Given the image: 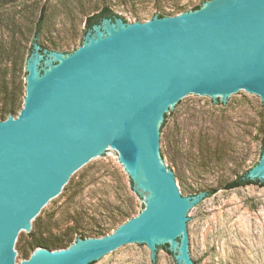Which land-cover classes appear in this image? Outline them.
<instances>
[{
  "label": "water",
  "instance_id": "water-1",
  "mask_svg": "<svg viewBox=\"0 0 264 264\" xmlns=\"http://www.w3.org/2000/svg\"><path fill=\"white\" fill-rule=\"evenodd\" d=\"M25 68L24 105L0 121V264H18L21 232L109 149L143 203L139 215L101 238L39 247L20 264H103L141 246L155 259L160 245L176 264H194L192 210L210 194L182 196L161 157L160 129L190 94L224 105L241 91L264 103V0H210L144 23L103 17L73 53L42 49L35 37ZM247 180L264 182V149Z\"/></svg>",
  "mask_w": 264,
  "mask_h": 264
},
{
  "label": "rangeland",
  "instance_id": "rangeland-1",
  "mask_svg": "<svg viewBox=\"0 0 264 264\" xmlns=\"http://www.w3.org/2000/svg\"><path fill=\"white\" fill-rule=\"evenodd\" d=\"M207 1L0 0V41L5 44L21 40L23 68L17 83H22L26 91V61L42 13L38 44L42 49L69 54L83 45L88 19L107 7L132 24L150 21L157 14L177 16L175 7L190 9ZM8 68L6 80L11 89V62ZM2 99L0 95V109L5 104ZM263 147L264 103L256 95L240 91L228 97L224 105H214L209 96L190 94L168 112L165 126L160 129V153L175 175L182 196L216 191L192 210L194 235L189 238V246L194 264H264V188L226 189L260 162ZM105 154L77 171L66 189L33 221L31 231L21 232L15 245L18 264L29 260L37 249L35 239L54 241L66 235L101 238L124 223L123 213L130 203L135 207L133 217L139 215L143 203L130 190L115 151L109 149ZM68 212L73 217L60 222ZM103 264L176 261L160 245L155 259L148 246H141L124 248Z\"/></svg>",
  "mask_w": 264,
  "mask_h": 264
},
{
  "label": "trees",
  "instance_id": "trees-1",
  "mask_svg": "<svg viewBox=\"0 0 264 264\" xmlns=\"http://www.w3.org/2000/svg\"><path fill=\"white\" fill-rule=\"evenodd\" d=\"M202 3L203 2L199 3L198 5H194L190 9H186L184 7H175L174 8V11L176 12L175 14H178V13L180 14V13H184V12L191 11V10H197L200 8ZM157 15L159 17L166 16L164 14H157ZM115 16L117 15L110 8L107 7L103 9L99 14H96L95 16L90 17L88 19V28L91 27L94 23H98L103 17H115ZM43 21H44V14L42 13L38 19L37 24L35 25L32 43L35 37L39 38V35L42 30V26H43ZM31 50H32V44L29 49L28 56ZM23 55H24V47H22L21 40L14 39L11 42L5 43V44L2 41H0V95L3 97L2 100L5 103L4 106L0 109V121H4L10 116L17 117L24 105V98H25L24 86L22 85V83H17V75L18 73H20V71L23 68L22 66L23 65ZM9 62H11L12 69L14 70V81H13L14 83L11 89L8 88V81L6 80V71L9 69L8 68ZM165 123H166V120L162 128L165 126ZM114 175H116V177L120 180V177L118 176L117 171H115ZM127 177H128V182H129V188L133 192V183L128 175ZM250 184H255V185L264 187V182L250 181V180L241 181V177H240L239 179L226 185V189H234L238 187L247 186ZM66 187L64 189H66ZM215 193L216 191H211L210 196ZM134 212H135V207L132 203H130L128 205L127 211L123 213L124 219L121 222H126L127 220L132 218L134 216ZM74 214L77 215L78 212L75 211ZM72 217H73L72 214L68 212L67 216L61 219L60 222H68ZM58 222L59 221H57V223ZM79 238L85 239L86 237L80 235L79 237L76 238L73 235H66L54 241H49L46 239L39 238V239H35L34 244H35V249L38 247H42V248L54 251V250L68 248ZM163 249L169 252L167 247H163Z\"/></svg>",
  "mask_w": 264,
  "mask_h": 264
}]
</instances>
